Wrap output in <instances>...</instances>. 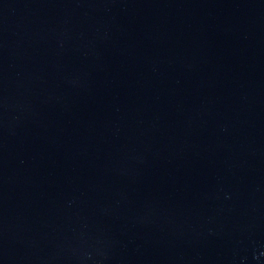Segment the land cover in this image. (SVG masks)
Returning <instances> with one entry per match:
<instances>
[{
	"label": "water",
	"instance_id": "water-1",
	"mask_svg": "<svg viewBox=\"0 0 264 264\" xmlns=\"http://www.w3.org/2000/svg\"><path fill=\"white\" fill-rule=\"evenodd\" d=\"M0 264H264V0H0Z\"/></svg>",
	"mask_w": 264,
	"mask_h": 264
}]
</instances>
